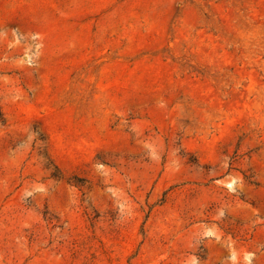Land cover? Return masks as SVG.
I'll return each instance as SVG.
<instances>
[{
    "label": "rangeland",
    "instance_id": "374dc122",
    "mask_svg": "<svg viewBox=\"0 0 264 264\" xmlns=\"http://www.w3.org/2000/svg\"><path fill=\"white\" fill-rule=\"evenodd\" d=\"M0 264H264V0H0Z\"/></svg>",
    "mask_w": 264,
    "mask_h": 264
}]
</instances>
